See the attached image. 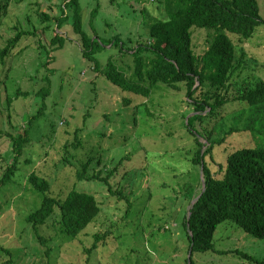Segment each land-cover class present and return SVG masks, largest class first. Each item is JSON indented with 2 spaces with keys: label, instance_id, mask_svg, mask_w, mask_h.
<instances>
[{
  "label": "rangeland",
  "instance_id": "374dc122",
  "mask_svg": "<svg viewBox=\"0 0 264 264\" xmlns=\"http://www.w3.org/2000/svg\"><path fill=\"white\" fill-rule=\"evenodd\" d=\"M62 2L12 0L1 16L0 44L14 34L17 24L35 33L24 36L0 62V178L15 155L6 133L21 132L28 117L43 108L30 128L32 139L19 155L16 171L0 184V264L10 258L5 249L12 252L11 264H183L189 254L184 217L201 182L200 167L191 160L198 146L183 123L186 118L182 113L190 109L185 87L172 90L159 84L144 98L112 84L82 55L69 21L56 29L53 19L42 21L38 16V12L59 15ZM257 3L264 17V0ZM80 4L83 29L88 34L94 32L102 40L115 35L130 37L133 46L137 39L147 38L149 23L162 12L153 0H80ZM52 29L64 34L65 42L49 51ZM211 34L207 29L193 30L196 52L206 49ZM39 42L47 52L39 48ZM243 48L257 59L253 72L264 80V24L256 27ZM95 56L102 65L110 56L122 58L115 47ZM130 59L123 57L131 65ZM126 73H130L129 68ZM46 75L50 93L42 100L35 96V90L44 85ZM249 76L241 80L251 82L253 77ZM18 88L34 92L15 95ZM143 102L149 113L137 110ZM243 105L228 101L221 107L216 117L222 128L240 123ZM252 124L254 130H234L214 146L213 161L207 159L215 174L236 148L264 147V112L255 116ZM76 127L82 129L84 143L75 153L86 158L95 155L89 173L101 170L105 176L113 169L109 182L125 197L109 191V185L102 181L78 180L75 164L61 165L62 144L73 139ZM199 140L205 143L203 138ZM120 159L122 163H118ZM33 169L49 177L56 197L63 198L71 188L96 197L100 212L76 238L60 232L53 214L38 226L37 233L25 221V215L39 207L43 196L25 182ZM95 232H105V238L87 251ZM213 242L214 252L194 251V264H264V237H254L232 221L218 225ZM234 249L259 261L221 253Z\"/></svg>",
  "mask_w": 264,
  "mask_h": 264
},
{
  "label": "trees",
  "instance_id": "16d2710c",
  "mask_svg": "<svg viewBox=\"0 0 264 264\" xmlns=\"http://www.w3.org/2000/svg\"><path fill=\"white\" fill-rule=\"evenodd\" d=\"M11 1L0 0V25L1 16L6 13ZM153 3H159L155 8L162 12L149 23L147 38L137 39L135 46L130 37L123 39L115 35L102 40L94 32L88 34L82 25L80 0H63L59 15L50 16L45 12H38V16L42 21L53 19L56 29H61L69 21L74 33L78 35L82 55L92 61L107 80L122 90L148 98L151 90L159 84L172 90L185 87L186 102L190 109L182 113L186 118L183 123L194 135V143L198 148L191 160L201 170L200 187L193 195L198 198L190 207V214L187 213L184 217L189 254L183 264H194V251H216L214 232L225 221L234 222L254 237H264V147L236 148L227 155L225 166L219 164L216 174L207 159L213 161L214 146L223 143L230 132L241 128L254 130L253 118L264 112V80L254 75L257 59L248 56L243 48L256 27L264 24V17L259 13L257 0H153ZM97 9L98 7L93 8L91 15ZM13 28L14 34L6 38L4 44H0L1 63L24 36L35 33L19 24ZM48 28L49 24L45 26V29ZM197 28L212 31L207 40L208 45L201 53L196 52L193 47V30ZM52 31L49 51L62 47L65 42L64 34L55 29ZM38 45L48 51L41 42ZM110 47H115L122 58L110 56L102 65L95 55ZM126 56L131 58V65L123 60ZM128 68L129 74L126 73ZM246 75H251L249 77H253V80H241ZM43 81L44 85L35 90V96L42 100L50 93L49 76L43 77ZM33 92L34 90L22 92L18 88L15 95ZM10 100L7 96V101ZM228 101H241L246 106H242L243 119L240 123L222 128V122L218 120L216 113ZM144 103L139 104L137 110L149 113ZM42 108L43 106L28 117L27 125L21 132L6 133L15 155L14 161L6 167L0 178V184L9 181L16 171L19 155L32 139L30 128ZM81 130L76 127L72 131L73 139L62 144L63 153L59 158L61 165L75 164L78 180L102 181L109 185V191L125 197L122 191L112 189L109 180L113 169L107 171L105 176H101V170L89 173V163L95 155L86 158L75 153L74 150L84 143ZM121 161L120 159L118 163H122ZM99 162L98 158L97 163ZM25 179L29 187L43 195L39 207L25 215V221L36 233L38 226L44 225L53 214L52 220L59 225L60 232L76 238L88 224L94 222L100 212L99 203L92 193L71 188L63 198L56 197L51 193L49 177L35 169ZM128 204L130 206L131 203ZM105 235V232L93 233L94 241L85 250L94 249ZM4 251L11 260L12 252L8 249ZM228 252L249 261H259L238 249L221 253ZM9 259L5 261L6 264H11Z\"/></svg>",
  "mask_w": 264,
  "mask_h": 264
},
{
  "label": "water",
  "instance_id": "95a60500",
  "mask_svg": "<svg viewBox=\"0 0 264 264\" xmlns=\"http://www.w3.org/2000/svg\"><path fill=\"white\" fill-rule=\"evenodd\" d=\"M202 182H203V178H202ZM202 185H203V187H204V182H203ZM197 198H198V196L195 197L194 199H192L191 204H190V206H189V208H188V211H187L188 214H190V210H189V209H190V207H192L193 203L197 200Z\"/></svg>",
  "mask_w": 264,
  "mask_h": 264
}]
</instances>
